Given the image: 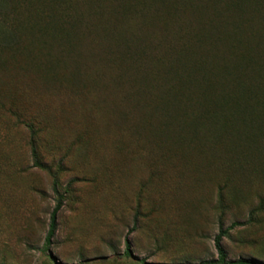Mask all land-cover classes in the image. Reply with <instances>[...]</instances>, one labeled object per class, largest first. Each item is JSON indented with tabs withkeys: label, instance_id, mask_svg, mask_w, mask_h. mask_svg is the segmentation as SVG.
Here are the masks:
<instances>
[{
	"label": "rangeland",
	"instance_id": "374dc122",
	"mask_svg": "<svg viewBox=\"0 0 264 264\" xmlns=\"http://www.w3.org/2000/svg\"><path fill=\"white\" fill-rule=\"evenodd\" d=\"M88 1L102 9L83 20L94 47L76 88L71 64L47 78L7 49L37 39L31 25L59 4L67 27L75 0H0V264L195 263L216 257L219 219L242 222L222 238L229 259L264 261V142L240 156L209 135L188 141L151 115L172 86L178 47L235 18L206 1ZM125 33L130 43H119ZM20 119L33 123L38 164Z\"/></svg>",
	"mask_w": 264,
	"mask_h": 264
},
{
	"label": "trees",
	"instance_id": "16d2710c",
	"mask_svg": "<svg viewBox=\"0 0 264 264\" xmlns=\"http://www.w3.org/2000/svg\"><path fill=\"white\" fill-rule=\"evenodd\" d=\"M86 2L89 1L75 0L74 5L70 3L66 7L70 11L67 27L58 23L61 16L63 20L60 4L55 15L34 21L31 26L37 32V39L7 46L11 57L18 55L25 64H40L47 78L56 77L62 64H71L72 86L79 88L82 81L78 65L92 57L94 47L83 38V29L90 26L83 20L102 9V6L95 8L93 1L89 2L88 9H82ZM204 2L235 19L226 26L212 28L206 38L198 37L190 47H178L177 66L172 71L174 79L170 80L172 86L157 99L151 115L162 116L166 124L174 126L177 134L186 136L188 141L195 139L204 144L209 135L217 143L228 144L231 152L245 156L253 152L250 147L254 142H264V0H175L173 8L197 7ZM102 30H107L106 23ZM130 36L121 34L119 43L128 42ZM129 46H124V56L129 55ZM158 46L162 47L160 56L168 58L171 45L160 40ZM126 115L121 112L116 117L124 119ZM20 120L31 134V154L36 160L33 123ZM138 123L137 119L134 125ZM59 208L60 201L50 212L46 244L55 233ZM240 225L241 221L233 220L223 226L219 219L214 236L216 257L187 264H264L255 257H227L222 238ZM125 247L128 254L127 240Z\"/></svg>",
	"mask_w": 264,
	"mask_h": 264
}]
</instances>
